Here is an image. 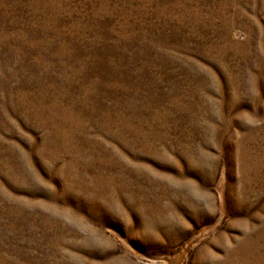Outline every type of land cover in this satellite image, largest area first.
<instances>
[{
  "label": "rangeland",
  "instance_id": "1",
  "mask_svg": "<svg viewBox=\"0 0 264 264\" xmlns=\"http://www.w3.org/2000/svg\"><path fill=\"white\" fill-rule=\"evenodd\" d=\"M0 264H264V0H0Z\"/></svg>",
  "mask_w": 264,
  "mask_h": 264
}]
</instances>
